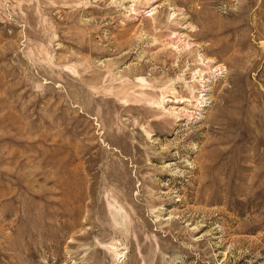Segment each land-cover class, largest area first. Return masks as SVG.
<instances>
[{
    "label": "rangeland",
    "instance_id": "obj_1",
    "mask_svg": "<svg viewBox=\"0 0 264 264\" xmlns=\"http://www.w3.org/2000/svg\"><path fill=\"white\" fill-rule=\"evenodd\" d=\"M0 264H264V0H0Z\"/></svg>",
    "mask_w": 264,
    "mask_h": 264
}]
</instances>
